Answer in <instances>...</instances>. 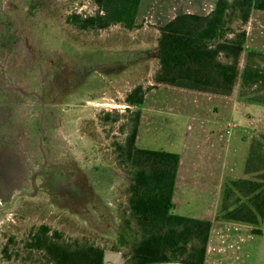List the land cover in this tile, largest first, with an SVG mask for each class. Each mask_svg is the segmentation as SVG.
<instances>
[{
  "label": "rangeland",
  "instance_id": "obj_1",
  "mask_svg": "<svg viewBox=\"0 0 264 264\" xmlns=\"http://www.w3.org/2000/svg\"><path fill=\"white\" fill-rule=\"evenodd\" d=\"M99 10L95 0H0V264H54L32 244L44 224L49 236L60 233V242L122 250L126 264L141 238L125 222L133 172L127 146L138 110L126 97L137 85L145 87L148 114L140 121L136 143L146 147L168 130L161 129L167 116L173 117L168 124L177 127L174 115L181 116L188 95L171 93L174 85L156 81L159 32L152 25L83 29L70 20L73 13ZM229 24L235 31L230 39L247 30L242 75L248 51H264V11H256L244 26L237 15ZM221 59L229 60L224 54ZM258 90L256 85L244 88L239 78L230 94L210 92L221 96L210 103L220 109L227 182H264V169L246 170L253 144L254 166L264 164V103L253 99L263 92ZM154 104L163 107L161 112H154ZM183 169L189 170L188 162ZM220 203L216 217L223 196ZM217 222L222 242L255 235L264 244V217L258 225ZM231 222L243 227L231 228ZM256 227L263 233H254ZM241 249L222 260L264 264V247L261 258L248 257L246 248L239 258Z\"/></svg>",
  "mask_w": 264,
  "mask_h": 264
},
{
  "label": "trees",
  "instance_id": "obj_2",
  "mask_svg": "<svg viewBox=\"0 0 264 264\" xmlns=\"http://www.w3.org/2000/svg\"><path fill=\"white\" fill-rule=\"evenodd\" d=\"M100 10L83 16L73 13L70 20L80 28H107L123 24L136 26L141 0H95ZM256 9L264 10V0H218L209 15L184 13L161 27L158 56L161 67L156 81L181 88L230 94L239 78L244 88H259L253 99L264 103V51L251 48L240 74V58L247 50V30L228 38L231 18L235 15L243 26ZM104 10V12H102ZM229 60L223 61L221 55ZM146 91L137 85L126 97L138 107L127 153L133 172L129 184L127 226H135L141 238L132 246L127 264H206L214 220L175 212V185L181 161L180 154L166 149L137 146L138 129ZM264 137V136H263ZM261 145L263 142L258 141ZM253 144L247 161V172L264 169L254 166ZM255 156V158H254ZM219 218L258 225L264 217V182L237 178L226 182ZM254 233L262 234L261 227ZM42 225L32 236L33 246L44 249L54 264H104L105 248L90 244H70L56 238L55 231Z\"/></svg>",
  "mask_w": 264,
  "mask_h": 264
},
{
  "label": "crops",
  "instance_id": "obj_3",
  "mask_svg": "<svg viewBox=\"0 0 264 264\" xmlns=\"http://www.w3.org/2000/svg\"><path fill=\"white\" fill-rule=\"evenodd\" d=\"M217 2L218 0H141L136 23L143 21L147 26L152 25L159 32L160 37L161 27L178 15L184 13L209 15L216 8ZM256 11L261 13L264 10H254L250 18ZM173 87L169 90L171 93L188 95V99L183 101L184 105H181L183 110L185 108L187 110H182L180 117L174 115L178 120V122H174L177 125L176 128H172L168 124L172 123L170 119L173 117L167 116L165 118L166 125H163L161 129L167 128L168 130L158 134L150 145L144 144L147 148L166 149L180 154L181 161L174 192L175 212L214 220L206 264H228L222 259H225L226 256L229 258V256L234 255L235 250L238 251L241 248H246L244 250H246L248 257L254 253L255 255L258 254L256 258H261L259 251L264 247V244H261L262 241L255 235L238 239H233L230 236L225 239V242L230 241L231 243H228V245L220 244L225 242H222L224 240L223 235L218 232L220 229L217 220L221 222H226V220L220 219L218 215L216 217V213L219 210L217 208L221 205L224 184L227 182L224 179L226 175L222 170V157L226 147L222 134V122L219 119V106L216 103L212 106L211 103L217 101L218 98L221 99V96L205 91L201 92L178 86ZM169 95L171 94L169 93ZM146 99L145 96L142 107V122L144 116L148 114ZM162 108L161 105H153L154 112H161L160 109ZM142 137L144 139L145 135ZM187 162L189 170L185 171L183 165ZM216 193L220 194L219 200L215 197ZM209 208H212V214L202 213V211ZM230 227L240 229L243 226L231 222ZM253 243L256 244L254 248H251ZM242 249L239 258L243 255ZM243 263L245 264L246 261ZM234 264H242V261L240 260Z\"/></svg>",
  "mask_w": 264,
  "mask_h": 264
},
{
  "label": "water",
  "instance_id": "obj_4",
  "mask_svg": "<svg viewBox=\"0 0 264 264\" xmlns=\"http://www.w3.org/2000/svg\"><path fill=\"white\" fill-rule=\"evenodd\" d=\"M127 257L122 250L105 249L104 264H126Z\"/></svg>",
  "mask_w": 264,
  "mask_h": 264
}]
</instances>
